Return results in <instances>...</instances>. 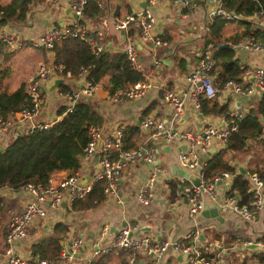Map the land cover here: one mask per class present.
<instances>
[{"label": "crops", "instance_id": "crops-1", "mask_svg": "<svg viewBox=\"0 0 264 264\" xmlns=\"http://www.w3.org/2000/svg\"><path fill=\"white\" fill-rule=\"evenodd\" d=\"M8 1L0 0V5L6 4ZM143 1L103 0L99 12L86 15L84 22L91 31H102L109 50H122L129 40L123 29L114 26V21L116 18L124 17L134 8L139 9ZM194 1L196 2L194 7L182 3L167 2H159L151 7L156 16L154 29L163 37L165 43L158 46H153L151 42L137 43L139 70L142 72L143 78H148L154 83L144 95L121 102H111L106 98L108 76H105L98 81L97 90L89 98L102 115L101 126L106 133H110L116 125H122L124 129L137 126V132L134 135L135 143L138 145L148 141L154 147L153 154L162 172L161 177L157 178L158 181L155 182L153 200L148 204L140 203L137 200L138 187L151 170L147 162L139 159L122 167L123 178L118 184L122 201L118 202L114 196L103 197L104 200L99 205L84 210H73L70 206L71 203L66 202V205L63 204L64 212L54 211L53 207L49 206L47 209L49 214L53 215L52 220H49L47 226L40 229L34 228L26 237L17 240L19 252L30 254L32 243L49 234L53 225L58 221L68 224L66 232H69L70 235L81 236L87 243H93V245L110 244L127 220H141L142 226L149 227V230H141V233L155 234L159 239H174L192 225L194 220L188 215L186 200L178 192L171 190L169 184V182H174L177 184L176 189H179L180 178L172 173V167L179 166L178 153L188 147L186 140L172 136L171 140L165 143L162 138L150 141L147 138L151 131L147 129L144 132L141 124L147 115H152L155 120H161L167 125L171 122L173 130L177 133L191 134L202 133L203 128L209 123H216L219 126L226 125L227 117L224 113L203 112L201 108L198 110L194 106L189 96L186 75L196 66V57L204 52L209 41L215 43L229 41L235 44L254 35L258 40L264 42V23L257 20V11L250 14L237 12L240 17L233 20L210 18L207 14L208 9L220 0ZM71 10L69 0H35L31 3L30 9L23 19L12 18L4 22L0 21V28L6 26L20 39L34 38L53 23L67 22L75 18ZM129 31L135 35L137 29L134 25H129ZM21 47L11 52H19L23 49ZM227 47L232 49L233 59L236 61L238 69H241L238 81L249 84L253 80L250 71L256 66H264V51L245 49L242 46L227 45ZM33 48L46 50L48 56H37L33 63L27 65L30 70L26 75L34 70L38 63L53 61L52 50L43 47ZM155 59L160 60L158 65H155ZM214 59L215 65L211 71L214 74L217 92L213 97L208 98L209 108L216 100L218 105L227 104V112L231 109H239L245 115L252 108L256 110L264 89H257L250 96L236 93L232 89H224L219 80L221 78L219 60L215 55ZM18 60L24 61L23 58ZM52 76L62 77L54 74L47 81ZM26 79L27 76L25 82ZM45 83L41 88L43 103L39 107L40 118L45 121H54L59 115L58 110L66 103L64 97L59 94V90L81 86L83 78L76 75L62 77V82L52 89H43ZM169 87H174L179 93L185 95L183 112L175 120H172L173 108L164 100L165 90ZM260 120L264 130V116H261ZM15 135L16 131L12 130L0 133L2 149L13 140ZM257 140L248 138L247 143L250 148L245 151L240 150L234 157H231L226 167L231 171V176L215 184V197L207 196L205 198V206L196 218L202 231L203 250L207 255L218 257L223 264H264V251L260 247L247 249L243 248L242 244L233 245V241L256 239L264 235V207L253 220L248 221L231 208L232 201L225 204V199L229 200L230 194L236 202H240L244 200L245 191L251 190L250 182L244 191L232 188L238 175L245 177L249 172L255 171L264 177V146H260ZM226 142L222 144L217 140L213 141L206 153L200 155L204 162L206 163L215 153L225 147ZM166 144L168 146L165 148ZM230 152L229 149L226 150L224 156ZM99 155L98 152H95L91 156H80V167L77 172L81 180H89L99 172ZM238 165L245 169L244 173L239 172ZM189 171L197 175L199 167ZM67 173L66 170H59L51 176L50 181L57 182ZM166 174L170 179H166ZM9 187L1 188L3 195L11 199L13 205L7 210L0 228V264H5L3 256L4 223L15 210L29 199L26 189ZM50 224L52 226L49 228ZM105 225L107 231L103 232ZM127 255L128 251L122 248H112L107 252L94 254L93 248L87 245L77 252L69 264H87L89 260L98 258L106 264H121ZM162 259L163 264H186L185 257L172 246L169 247Z\"/></svg>", "mask_w": 264, "mask_h": 264}, {"label": "built area", "instance_id": "built-area-1", "mask_svg": "<svg viewBox=\"0 0 264 264\" xmlns=\"http://www.w3.org/2000/svg\"><path fill=\"white\" fill-rule=\"evenodd\" d=\"M87 0H69V7L77 17L62 23H53L40 35L34 38L20 39L17 35L4 26L0 28V54L7 53L23 45L33 47H43L51 50L56 41L64 37H78L85 40L91 51L99 55L107 49L102 31H91L84 22L86 13L84 7ZM98 7L102 6L103 0H95ZM146 6L134 8L124 17L116 18L114 26L123 29L124 34L129 40L121 51H123L131 66L139 69L137 43L151 42L153 46L165 43L163 37L154 29L156 16L151 7L159 2L172 4L182 3L194 7V0H144ZM137 2V0H135ZM134 2V3H135ZM137 9V10H136ZM208 17L233 20L240 17L239 13L226 9L221 0L210 7L207 11ZM257 20L264 23V9L257 10ZM129 25H134L137 29L135 35L130 33ZM244 40V41H243ZM232 44L229 41L207 42L204 52L196 57V66L186 75L189 84V96L194 106L200 110L199 97L205 95L213 97L216 92L214 74L211 71L215 65L214 51L223 44L232 47L242 46L245 49L264 51V42L258 40L254 35ZM160 60L155 59V65ZM250 73L253 80L249 84H243L237 79L228 78L223 83L224 89L250 96L257 89H264V66L254 67ZM61 75L62 77L71 76L70 72H64V67L60 63L40 62L36 69L26 79V101L15 111L6 115L0 114V133L6 131H33L50 126L55 120L74 110L75 105L83 100L92 97L98 88V81L88 76L87 68L82 67L76 76L83 78L81 86L76 88H64L59 90V94L66 100L63 112L54 121H45L40 118V105L43 103L42 85L51 75ZM152 80L142 78L135 83L118 88L110 93L107 92L106 98L111 102H121L131 98H139L153 86ZM164 100L173 108L172 120H175L183 112L185 105V95L179 93L174 87L165 90ZM244 113L239 109L228 111L227 123L219 126L216 123H209L200 134L177 133L173 130L172 123L165 124L161 120H155L152 115H147L143 123L151 131L147 138L155 141L162 138V141H170L172 136L185 139L188 147L178 153L179 166L186 170L199 167L197 174L199 183L194 184L187 178L180 176L179 189H176L188 206V215L194 220L188 230L174 239H159L155 234L141 233V220L126 221L120 228L115 238L110 244L98 245L87 243L81 236H72L66 232L60 240L59 255L55 258H41L38 254H23L18 251L16 241L26 237L34 228H43L49 224L53 215L49 214L47 207H53L54 211H63V202L71 203L74 199L86 196L91 190L94 181L102 179L103 197H116L122 201L119 193V181L123 178L122 167L137 160H143L149 164L150 173L145 176L142 184L137 191V200L140 203L148 204L155 197V182L161 174V167L153 154V146L148 141H144L133 148L125 147V129L122 125H116L110 133H106L101 124H91L88 127V140L83 147L84 156H91L95 152L99 155V172L89 180H81L77 170L67 173L57 182L47 183L27 182L21 186L26 189L29 199L26 200L17 210H15L6 220L3 226L5 264H69L75 257V253L80 248H93L94 254L107 252L112 248H122L128 251L125 261L121 264H163V255L173 247L185 257L186 264H223L218 257L207 255L202 248L201 227L196 221L198 214L203 210L205 198H214V186L220 181L231 176V171L227 168L217 172L210 178L204 176L205 162L201 158L202 153L217 140L224 144L237 128L238 122L243 118ZM151 141V140H150ZM246 177L251 183V196L246 203H235L231 208L243 218L250 221L255 218L259 211L264 207V177L255 171L249 172ZM2 188V187H1ZM0 188V193L3 191ZM11 188V187H9ZM2 191V192H1ZM229 200L225 199V204L233 200L230 194ZM52 226L50 224L49 228ZM107 231V226L103 227V232ZM255 243L264 251V235L256 239H243L240 242L233 241V245H246ZM96 246V247H95ZM87 264H102L91 260Z\"/></svg>", "mask_w": 264, "mask_h": 264}, {"label": "trees", "instance_id": "trees-1", "mask_svg": "<svg viewBox=\"0 0 264 264\" xmlns=\"http://www.w3.org/2000/svg\"><path fill=\"white\" fill-rule=\"evenodd\" d=\"M33 1L35 0H9L6 4H1L0 21L4 22L12 18L23 19ZM221 2L226 9L247 14L264 9V0H221ZM84 11L87 15L97 14L99 7L96 1L87 0ZM51 50L54 63L62 64L64 72L69 71L71 75H76L84 67L87 68L88 76L95 81L108 76L106 85L108 93L129 86L143 78L142 72L131 66L126 54L121 50L112 51L107 48L99 55H95L89 44L78 37H64L56 41ZM214 55L219 60L221 86L228 78L237 79L241 69H238L233 59L232 49L219 47ZM3 78V71H0V82ZM25 85V81H22L11 90L0 87V114L6 115L15 111L26 101ZM262 94L256 110L252 108L245 113L238 122L237 128L230 134L226 146L205 163L204 176L206 178L224 170L231 157H234L238 151L248 150L250 148L247 143L248 138L258 139L259 145L264 146V130L260 120L261 116H264V91ZM208 98L200 95L201 111L222 112L228 118L227 104L218 105L214 100L212 107L209 108ZM62 112L63 107L58 110V114ZM102 121V115L88 98L79 101L73 111L55 120L46 128L16 133L13 140L0 150V188L10 186L13 189H19L27 182L47 183L51 176L59 170H66L68 173L76 171L80 167V156L88 140V127L91 124H101ZM137 128V126H131L125 129L126 148H133L137 145L134 141ZM228 149L231 152L224 156V152ZM103 184L102 179L94 181L85 197L71 201V209L84 210L99 205L104 200ZM169 184L171 190L176 191L177 184L174 182H169ZM233 184L232 188L244 191L248 188L249 181L246 176L238 175ZM250 196L251 190L247 189L244 200L236 203H246ZM12 205L11 199L0 193V228L7 210ZM67 229L66 222H56L49 234L32 243L31 253L38 254L41 258L57 257L60 251V240ZM91 261L106 264L100 258Z\"/></svg>", "mask_w": 264, "mask_h": 264}, {"label": "rangeland", "instance_id": "rangeland-1", "mask_svg": "<svg viewBox=\"0 0 264 264\" xmlns=\"http://www.w3.org/2000/svg\"><path fill=\"white\" fill-rule=\"evenodd\" d=\"M25 46L26 45H23L21 47L23 49L19 52L12 53L11 51L15 50L13 49L0 55V71H3L4 75L3 80L0 82V87H6L8 90L16 88L22 81H25L26 76L28 77L36 69L35 68L26 75L30 70L27 65L33 63L39 55L48 56V52L44 49H36L30 45L25 48ZM22 58L24 61L18 60ZM52 62H54V60Z\"/></svg>", "mask_w": 264, "mask_h": 264}, {"label": "water", "instance_id": "water-1", "mask_svg": "<svg viewBox=\"0 0 264 264\" xmlns=\"http://www.w3.org/2000/svg\"><path fill=\"white\" fill-rule=\"evenodd\" d=\"M141 5L142 6H146V2L143 1V3H141ZM71 12L74 15V17H77V15L74 13V11L71 10ZM223 46L227 47V44H223L221 47H223ZM61 82H62V77L52 76L50 78V80L45 83V85L43 86V89L44 88L52 89V88H54L55 85H57V84H59ZM141 128L143 129L144 132L147 130V127L144 124H141ZM150 140L152 141L151 138H150ZM166 146H168V145L166 144L165 148H166ZM2 148L3 147L0 146V150H2ZM238 170L241 173L245 172V169L241 165H238ZM172 173L178 175L179 177L183 176V177L187 178L188 180H190L194 184H198L199 183V178H198V176L196 174H193L189 170H186V169H184V168H182V167H180L178 165H174L172 167ZM165 176H166V179H170L167 174ZM160 177H161V175L158 178H160ZM156 181H158V179ZM234 203H235V199L232 200L231 204L233 205ZM63 204L66 205V202L64 201ZM145 229L149 230V227L148 226L147 227L146 226L145 227L142 226L139 230H145ZM242 246H243V248H247V249H257V248L260 247L259 245L255 244V243H249V244L242 245ZM81 249L82 248H80V250ZM75 255H77V253H75ZM139 263L142 264V261H140Z\"/></svg>", "mask_w": 264, "mask_h": 264}]
</instances>
